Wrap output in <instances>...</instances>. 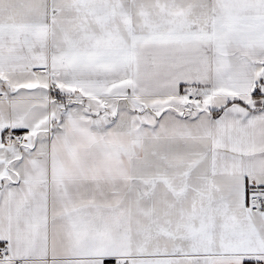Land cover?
I'll return each mask as SVG.
<instances>
[{"label":"snow or ice","instance_id":"6c2138e0","mask_svg":"<svg viewBox=\"0 0 264 264\" xmlns=\"http://www.w3.org/2000/svg\"><path fill=\"white\" fill-rule=\"evenodd\" d=\"M0 264H264V0H0Z\"/></svg>","mask_w":264,"mask_h":264}]
</instances>
